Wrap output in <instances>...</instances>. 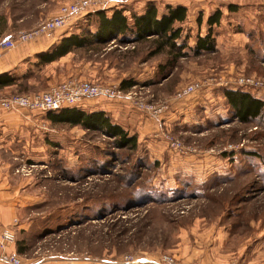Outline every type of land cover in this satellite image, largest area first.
<instances>
[{
	"label": "rangeland",
	"instance_id": "374dc122",
	"mask_svg": "<svg viewBox=\"0 0 264 264\" xmlns=\"http://www.w3.org/2000/svg\"><path fill=\"white\" fill-rule=\"evenodd\" d=\"M75 1L0 0V34L12 33L7 38L15 42L3 48L1 39L0 58L17 63L1 73L16 81L0 86V106L18 113L26 108L3 103L71 82L104 86L115 94L68 107L112 114L137 136V148L27 109L30 118L0 140L14 150H0V221L10 215L0 226V256L21 264H264V119L241 122L225 96L240 89L264 100V0H233V13L232 0H107L72 16L52 37L17 39ZM150 4L159 11L187 6L178 41L187 56L172 62L167 50L151 55V37L74 48L46 63L40 53L16 58L31 43L51 48L74 33L90 36L98 11L131 18ZM219 8L216 50L195 52ZM124 77L134 83L127 89ZM115 105V114L102 109ZM6 230L14 241L4 247ZM19 240L25 254L17 252Z\"/></svg>",
	"mask_w": 264,
	"mask_h": 264
},
{
	"label": "trees",
	"instance_id": "16d2710c",
	"mask_svg": "<svg viewBox=\"0 0 264 264\" xmlns=\"http://www.w3.org/2000/svg\"><path fill=\"white\" fill-rule=\"evenodd\" d=\"M228 8L231 11L237 9L236 4L230 3ZM98 26L90 36L80 33L72 34L61 38L49 50L38 55L41 62H51L65 56L74 48H87L93 45L105 46L113 39L120 44L130 42H143L151 39L155 46L150 50V54H157L167 50L172 56L171 61L187 56L184 48L178 45V41L183 37V23L188 18V8L185 5H167L164 11H159L156 4H150L144 13L135 12L131 18L124 14L122 10H115L111 16L104 12H97ZM223 11L219 8L207 18L208 32L205 36L197 38L195 52H214L216 41L212 36V28L220 23ZM198 21L201 22L200 17ZM16 77L10 74H0V86L13 84ZM122 88H129L134 83L121 80ZM230 108L233 109L237 118L243 123H251L255 119H264V100L254 96L249 92L240 89L225 90ZM49 119L53 123L66 122L70 125H81L86 129L99 130L108 136L113 137L120 147L130 149L137 148V136L130 134L123 126L116 123L112 117L103 110L88 111L77 107H65L60 110L47 111ZM24 240L17 242V252L25 254L26 248L22 244Z\"/></svg>",
	"mask_w": 264,
	"mask_h": 264
},
{
	"label": "built area",
	"instance_id": "2783aa9c",
	"mask_svg": "<svg viewBox=\"0 0 264 264\" xmlns=\"http://www.w3.org/2000/svg\"><path fill=\"white\" fill-rule=\"evenodd\" d=\"M107 0H77L72 4L62 6L59 16L43 22L39 28L32 30L28 33L17 35V39L27 41L37 35L52 37L55 31L64 27L67 21L75 15L84 14L91 8L102 5ZM122 1V0H117ZM15 42L13 39L7 38L2 42L3 48L14 47ZM63 89L53 87L50 90L36 94L34 96H20L14 99L6 100L3 106L6 108H13L15 105L24 107L28 110H60L72 104L79 103L84 98L94 97L100 94H115L110 88L96 85L93 83L71 82L62 85ZM194 87H192L193 89ZM120 92H118L119 94ZM14 241V235L11 231L6 230L2 235L1 243L5 247L8 243ZM12 257V258H11ZM0 259L9 264H21L17 256H0Z\"/></svg>",
	"mask_w": 264,
	"mask_h": 264
},
{
	"label": "crops",
	"instance_id": "0c3cea01",
	"mask_svg": "<svg viewBox=\"0 0 264 264\" xmlns=\"http://www.w3.org/2000/svg\"><path fill=\"white\" fill-rule=\"evenodd\" d=\"M233 2H234L233 0L229 1V3H233ZM180 5H184V4H180ZM236 6H237V8H239L238 4H236ZM160 10L164 11V9H161V8H160ZM229 11H231V10L229 9ZM235 11L236 10L231 11V12L233 13ZM139 12L140 11H138L137 13H139ZM125 13H126V15H128V13H130V12L125 11ZM10 36H12V33H9L8 31H6L5 33L3 32L2 34H0V41H1V39L7 38ZM49 48L50 47H48L47 45H45L43 43H31V44L26 45L25 47H20V49H18L16 52L17 53L16 58L18 59V61H21L23 58H27L32 53L38 54V53H41V51L48 50ZM30 52H32V53H30ZM0 53H1V50H0ZM15 65H17V63L14 62V60L4 62L3 59L0 58V74L4 73V72H11L12 71L11 68L14 67ZM123 79H125V77L122 78L121 80H123ZM126 80L129 81V79H127V78H126ZM113 107H117V105L112 106L110 108H102V109H107L109 112L113 109L114 114H115V111L117 109L113 108ZM80 108L84 109V110H100L98 107H90L89 108V106H87V105H84V106L81 105ZM28 111H27V109H24V110L17 113V112H13V111H6L0 106V140L7 139L9 137V135L7 134V131L13 130V124L14 123L16 124V127L18 128L20 125L19 120L23 121L25 119L30 118ZM109 115L113 118V120H116L112 114H109ZM115 116H117V115H115ZM31 117H35V116H31ZM4 144H2V143L0 144V150L4 151L5 153L13 154V151H14L13 148L11 146H8L6 144L4 145ZM9 219H10V215L8 218L0 221V226H1V224H5L6 222H8ZM11 248H13V247H9V249H11ZM0 252H1V249H0ZM0 264H4V263L0 262ZM31 264H42V263H40V262L36 263L35 262V263H31Z\"/></svg>",
	"mask_w": 264,
	"mask_h": 264
}]
</instances>
